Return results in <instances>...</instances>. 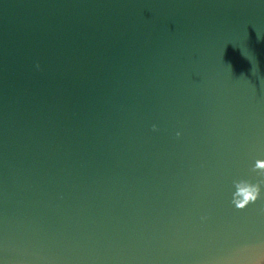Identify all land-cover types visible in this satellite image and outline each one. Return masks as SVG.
Here are the masks:
<instances>
[{"label":"water","instance_id":"95a60500","mask_svg":"<svg viewBox=\"0 0 264 264\" xmlns=\"http://www.w3.org/2000/svg\"><path fill=\"white\" fill-rule=\"evenodd\" d=\"M0 264H264V0H0Z\"/></svg>","mask_w":264,"mask_h":264}]
</instances>
